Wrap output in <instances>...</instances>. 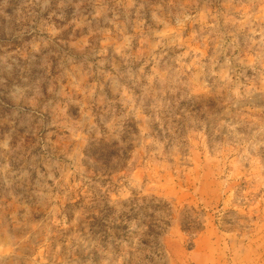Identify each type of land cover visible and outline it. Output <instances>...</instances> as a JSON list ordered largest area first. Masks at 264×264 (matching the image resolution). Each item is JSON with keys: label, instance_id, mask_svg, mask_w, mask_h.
Masks as SVG:
<instances>
[{"label": "rangeland", "instance_id": "1", "mask_svg": "<svg viewBox=\"0 0 264 264\" xmlns=\"http://www.w3.org/2000/svg\"><path fill=\"white\" fill-rule=\"evenodd\" d=\"M0 264H264V0H0Z\"/></svg>", "mask_w": 264, "mask_h": 264}]
</instances>
